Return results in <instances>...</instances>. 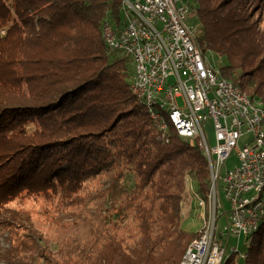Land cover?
Returning a JSON list of instances; mask_svg holds the SVG:
<instances>
[{"label": "trees", "instance_id": "obj_1", "mask_svg": "<svg viewBox=\"0 0 264 264\" xmlns=\"http://www.w3.org/2000/svg\"><path fill=\"white\" fill-rule=\"evenodd\" d=\"M184 2L203 55L264 105V0ZM107 18L122 25L120 0H0V264H179L195 236L184 176L205 197L206 161L190 141L156 139L131 60L103 42ZM39 198L58 208L54 237L17 208ZM225 264H264V221Z\"/></svg>", "mask_w": 264, "mask_h": 264}, {"label": "built area", "instance_id": "obj_2", "mask_svg": "<svg viewBox=\"0 0 264 264\" xmlns=\"http://www.w3.org/2000/svg\"><path fill=\"white\" fill-rule=\"evenodd\" d=\"M120 10L122 31L106 34L112 51L131 60L136 90L153 104L155 116L158 103H168L183 139L204 150L212 167L206 198L196 195L201 226L184 264H219L226 255L238 253V239L256 217V210L243 209V202L256 196L264 200V154L257 148L255 112L238 102L234 88L221 86L209 75V67L215 66L200 61L190 41V32L197 29L187 22L189 8L180 10L176 0H123ZM208 120L213 145L206 134ZM245 135L251 140L239 147ZM233 151L237 164L228 169ZM204 200L212 201L213 220L203 216ZM231 238L237 239L235 245H230Z\"/></svg>", "mask_w": 264, "mask_h": 264}, {"label": "bare ground", "instance_id": "obj_3", "mask_svg": "<svg viewBox=\"0 0 264 264\" xmlns=\"http://www.w3.org/2000/svg\"><path fill=\"white\" fill-rule=\"evenodd\" d=\"M120 6H123V0H120ZM176 6H178L180 10H188L189 5L186 4V2L184 3L182 0H176ZM121 18H122V12H121ZM195 28L198 31L197 26H195ZM115 31H122V26L120 28H115V26H113L112 23L105 20V22L102 25V37H103V42L105 43L106 47L111 51H112V42H108V38L106 34L114 35ZM197 31L190 32V41H194L195 43V53L198 54L200 61L210 62L208 56L203 55L201 49L199 48L197 44V41H196ZM120 54L124 56V53H120ZM209 75L213 76L214 79H216V81L221 86L226 87V88H234L236 96H238V102L244 104V107L248 108L250 112H255V121L258 122L257 148L259 150V153L264 154V121H263V115H262V112L264 114V106L259 103H255L251 101L237 86H234L233 84L224 80L220 76L219 69L217 67H209ZM130 80H131L130 85H129L130 91L138 99V101L144 106L149 116V119L153 127L156 130L158 139L162 143L168 144L170 141V135L174 134L179 139L183 141H187L183 139V131L181 129L180 121L178 118L175 117V113L169 110L168 103H158V106L156 107V116H155L153 104H147L144 98V93L141 90H136L135 83L133 82V74L131 75ZM160 122L162 124V130L164 131L161 130ZM199 149L201 150V152L203 153L205 157L204 150H202L201 148ZM205 158L207 160L208 170L210 172L209 187H212V167H209L208 158L207 157ZM243 209L256 210L257 212L256 217L250 223V227H248L246 230V233H244V236L247 237L245 240V243L247 245V248H249L251 245L252 236L258 231L260 224L264 221L263 196H256V200L244 201ZM203 216L205 220H213V207H212L211 200H204ZM190 244L191 242L187 246L179 264H184L185 254H189ZM229 257L230 255H226V257H223L221 261H219V264H225V262L227 261V259H229ZM245 257H246V254L242 256V258H245Z\"/></svg>", "mask_w": 264, "mask_h": 264}, {"label": "rangeland", "instance_id": "obj_4", "mask_svg": "<svg viewBox=\"0 0 264 264\" xmlns=\"http://www.w3.org/2000/svg\"><path fill=\"white\" fill-rule=\"evenodd\" d=\"M184 2V0H182ZM185 3V2H184ZM187 4V3H186ZM189 12L188 15H190L188 17L187 22L192 26H197L198 31H197V36L201 33V24L197 21V14L195 12L194 9H192L189 5ZM121 11V10H120ZM262 20H261V26L260 29L264 31V13L262 14ZM107 21H109L110 23L111 20L110 19H106ZM113 25V23H112ZM114 26V25H113ZM122 26V25H121ZM120 26V27H121ZM119 27V28H120ZM196 36V37H197ZM103 39V37H102ZM200 48V46H199ZM202 50V49H201ZM205 54L208 56L210 63L215 66V67H219L221 64H223L225 62L224 58H219L216 54H214L211 51H207L205 52ZM118 55L122 56V54L118 53ZM133 67H132V72H133ZM219 74L220 76L228 81L229 83L233 84L232 82H230L229 80L225 79L219 70ZM131 79V78H130ZM131 81V80H130ZM234 85V84H233ZM236 86V85H234ZM238 87V86H237ZM239 88V87H238ZM240 89V88H239ZM241 90V89H240ZM242 91V90H241ZM243 92V91H242ZM244 93V92H243ZM245 94V93H244ZM246 95V94H245ZM247 96V95H246ZM248 97V96H247ZM249 98V97H248ZM251 100V99H250ZM252 101V100H251ZM255 103H259L260 102H256L253 101ZM263 105V104H261ZM264 106V105H263ZM206 134L209 140V144L213 145L214 144V139H213V126H212V122L210 120H208L206 122ZM156 139L158 141H160L158 139V137L156 136ZM251 140V136L250 135H245L243 136L240 141H239V147H242L244 145H246L249 141ZM161 142V141H160ZM162 143V142H161ZM193 143V142H192ZM164 144V143H163ZM196 145V144H194ZM197 146V145H196ZM198 148V146H197ZM199 149V148H198ZM199 151L201 152V150L199 149ZM202 156L204 157L203 153L201 152ZM205 161H206V167H207V171H208V175H209V181H210V172L208 170V165H207V160L204 157ZM237 164V160L235 157V152L233 151L230 155V157L228 158L227 162H226V166L228 169L233 168L235 165ZM124 173L125 176L122 180V183L125 184V187H127L126 189H130L129 185H130V180L133 178L132 177V173L130 170L128 169H124ZM208 192V191H207ZM195 195H197L195 188L193 187V182L190 178V176L185 175L184 176V192H183V199H182V204H181V215H182V229L185 231H190V232H195V236L192 238V240L196 237L198 230L200 229V218H199V213L200 210L197 206V198L195 197ZM207 195V193H206ZM205 197H200L201 199H205ZM18 209H25L26 211H30V215L32 217L33 220L35 221H39L42 223V227L44 229L45 232H49L48 235H51V237H54L56 235V230L60 227L61 225V221H60V217H59V213L57 211L58 208L53 207L50 203L45 202L42 199H38L36 201H30L28 202L25 206L23 207H17ZM43 221V222H42ZM69 222H71L69 219L65 220L62 222L63 224H70ZM223 221L220 220L219 223L221 224ZM219 224V226H220ZM2 234V233H1ZM0 238V247H6V242H4V237L3 235H1ZM253 237V236H252ZM246 236L241 235L240 238L238 239V253L237 254H231V255H236V257L238 259H240V261L242 262V260H244L245 258H241L240 256H243L246 254L248 248L247 245L245 243L246 240ZM191 240V241H192ZM190 241V242H191ZM237 242L236 238H231L230 239V245H235ZM189 245V244H188ZM187 248V247H186ZM186 250V249H185ZM230 255V256H231ZM180 262V261H179Z\"/></svg>", "mask_w": 264, "mask_h": 264}]
</instances>
